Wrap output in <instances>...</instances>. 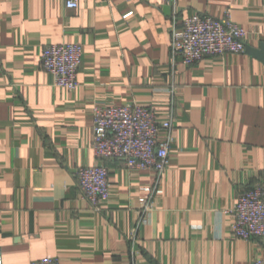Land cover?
I'll use <instances>...</instances> for the list:
<instances>
[{
  "label": "crops",
  "instance_id": "obj_1",
  "mask_svg": "<svg viewBox=\"0 0 264 264\" xmlns=\"http://www.w3.org/2000/svg\"><path fill=\"white\" fill-rule=\"evenodd\" d=\"M246 29L247 50L186 65L174 32L204 13ZM129 16L126 14L130 13ZM83 46L79 86L42 66L55 43ZM174 115L169 164L155 172L98 159L97 104ZM105 165L94 206L76 171ZM159 183L148 222L140 200ZM264 185V0H0V247L4 264H253L264 238L233 235L241 193Z\"/></svg>",
  "mask_w": 264,
  "mask_h": 264
},
{
  "label": "built area",
  "instance_id": "obj_2",
  "mask_svg": "<svg viewBox=\"0 0 264 264\" xmlns=\"http://www.w3.org/2000/svg\"><path fill=\"white\" fill-rule=\"evenodd\" d=\"M81 0H65L67 8H77ZM131 14L128 13L126 16ZM248 32L226 12L223 18L195 13L185 18L181 28L173 34L172 54L186 65L203 58L247 50ZM79 43H55L42 53V66L53 77L54 85L74 90L79 86V70L83 58ZM174 115L160 121L156 112L131 101L123 105L97 104L93 114L92 147L98 159H117L129 168L151 170L159 181L169 164L171 138L161 140V129L170 131ZM83 196L94 206L110 195L109 171L105 165L81 167L76 171ZM147 195L140 200L138 225L148 222L153 201L161 193L159 183L146 188ZM233 235L238 238H264V185L241 193L232 210ZM0 264H4L0 247ZM31 264H60L56 257L33 260ZM253 264H264V257Z\"/></svg>",
  "mask_w": 264,
  "mask_h": 264
}]
</instances>
